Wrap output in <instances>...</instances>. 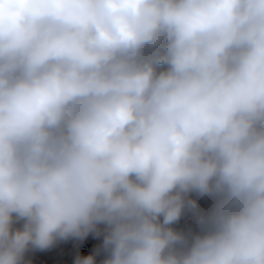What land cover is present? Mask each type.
Wrapping results in <instances>:
<instances>
[{"label": "clouds", "instance_id": "obj_1", "mask_svg": "<svg viewBox=\"0 0 264 264\" xmlns=\"http://www.w3.org/2000/svg\"><path fill=\"white\" fill-rule=\"evenodd\" d=\"M89 233L264 264V0H0V264Z\"/></svg>", "mask_w": 264, "mask_h": 264}, {"label": "rangeland", "instance_id": "obj_2", "mask_svg": "<svg viewBox=\"0 0 264 264\" xmlns=\"http://www.w3.org/2000/svg\"><path fill=\"white\" fill-rule=\"evenodd\" d=\"M188 223L189 217H185L182 218L179 226L186 227ZM22 226L23 221H16L13 225L14 228ZM102 245L103 234L97 236L94 233H89L84 238L58 239L48 249L40 250L30 246L26 250L21 264H77L78 260L87 255L95 256V264H103L108 253Z\"/></svg>", "mask_w": 264, "mask_h": 264}, {"label": "built area", "instance_id": "obj_3", "mask_svg": "<svg viewBox=\"0 0 264 264\" xmlns=\"http://www.w3.org/2000/svg\"><path fill=\"white\" fill-rule=\"evenodd\" d=\"M17 222H19V221H17Z\"/></svg>", "mask_w": 264, "mask_h": 264}]
</instances>
